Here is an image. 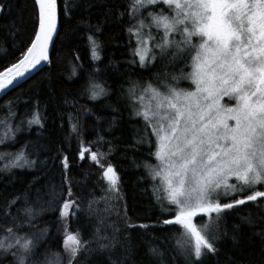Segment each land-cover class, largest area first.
<instances>
[{"label":"snow or ice","instance_id":"snow-or-ice-1","mask_svg":"<svg viewBox=\"0 0 264 264\" xmlns=\"http://www.w3.org/2000/svg\"><path fill=\"white\" fill-rule=\"evenodd\" d=\"M73 7L77 5L65 0V17ZM111 7L120 9V19L127 25L130 63L140 68L158 58L173 67L183 63L179 74L162 72L155 83L129 81L127 92L133 115L144 124L137 143L153 149L150 155L156 163L145 167L160 182L154 185L155 198L162 211L173 213L163 224L177 226L172 258L165 262L166 251L152 247L149 264H172L177 257L183 258V264L213 260L220 264L221 242L226 238L232 242V253L223 264H264V0H123L122 4L118 0ZM6 10L10 0H0V15ZM59 18L57 0H33L30 44L18 60L0 69V93L19 86L41 61L49 60ZM88 40L92 59L100 60V44L92 34ZM84 91L93 101L107 95L91 79ZM15 117L10 109L8 118L0 120V144L16 141L21 127L9 122ZM43 119L37 107L27 124L43 128ZM73 135L79 159L101 169L107 185L102 198L119 200L120 176L107 161L110 151L92 147L104 137L85 141L79 117L73 121L69 114L68 138ZM24 148L0 153V159L7 161L0 171L34 165ZM61 164L63 184L68 187L61 185L57 191L53 186L50 195L59 196L57 230L62 233V250L41 252L40 241L48 230L32 231L38 212L27 197L13 196L0 208V264H82L93 251L107 253L108 264H134L137 253L115 235H104L106 229L97 226L94 239L71 230L81 204L67 176L69 157L62 156ZM247 204L256 213L242 217L229 234L223 214ZM88 207L91 211L92 204ZM197 217L206 219L198 224ZM118 250L120 255L114 256Z\"/></svg>","mask_w":264,"mask_h":264},{"label":"trees","instance_id":"trees-1","mask_svg":"<svg viewBox=\"0 0 264 264\" xmlns=\"http://www.w3.org/2000/svg\"><path fill=\"white\" fill-rule=\"evenodd\" d=\"M57 2L60 9L59 32L47 66L0 101V120L8 118L11 109L16 117L9 122L21 127L15 142L9 140L0 144V153H16L26 145L24 151L28 160L36 162L31 167L0 171V208L13 196L27 197L29 205L38 212L33 221L37 227L32 231L48 230L40 241L41 252L62 250L63 237L57 230L59 196L53 199L50 194L53 186L57 191L61 185L65 189L68 187L63 184L65 171L61 164V157L68 156L70 168L67 176L71 180L74 198L81 204V210L71 220V230L79 229L84 239H94L93 233L99 226L106 229L104 235H115L137 253L134 264H149L153 259L149 255L152 247L166 251L167 262L173 256L177 226L163 224V219L171 218L173 213L162 211L155 198L156 180L149 176L145 167L156 163L150 155L153 149L148 143H137L143 134L144 124L133 115L127 92L129 81L155 83L157 75L162 72L179 74L183 63L178 62L173 67L160 62L159 58L147 68L130 63L133 57L127 48L128 39L124 31L127 25L120 19V9L111 7L118 0H68L69 4L75 3L77 7H73L67 17L63 14L65 0ZM119 3L122 4L123 0ZM33 27V0H10V10L0 15V69L21 57L22 51L30 44ZM97 28L100 30L96 31ZM90 34L100 44L98 61L91 57ZM90 79L104 87L107 95L95 101L89 99L84 89ZM181 83L183 86L186 82ZM37 107L44 117L43 128L27 124ZM69 114L73 121L79 117L85 141H96L98 135L104 137L99 145L93 143L92 147L103 153L110 151L107 161L121 175L119 200L106 202L102 198L107 195L103 191L107 185L101 179V169L88 159H79L76 137L68 138ZM6 162L0 159V169ZM89 203L92 204L91 211ZM249 213H256L252 204L223 214L229 234L233 226ZM205 219L197 217L196 222L199 224ZM129 223L137 227H128ZM140 224L149 227L140 228ZM114 229L119 231L114 232ZM221 249L219 260L223 264L232 253L231 240L224 239ZM113 255L119 256L120 250ZM256 255L259 256L258 245ZM82 264H108V254L93 251L86 255ZM172 264H183V258L177 257ZM209 264H216V261Z\"/></svg>","mask_w":264,"mask_h":264},{"label":"water","instance_id":"water-1","mask_svg":"<svg viewBox=\"0 0 264 264\" xmlns=\"http://www.w3.org/2000/svg\"><path fill=\"white\" fill-rule=\"evenodd\" d=\"M58 32H59V22H58ZM57 35H58V34H57ZM57 35H54V37H53V42H52V44H50V46H49V59H50L51 50H52V47H53V44H54V42H55V40H56ZM48 62H49V60H48V61H41V63H40L39 65H37V67H36L35 69H33V70L31 71V73L27 75L26 78L21 79L19 86L14 87V88H13V87H10L8 90H6V92L0 93V101H1L4 97H6L9 93H11L12 91L18 89L20 86H22V85H24L26 82H28L32 77H34V76L37 75L40 71H42V70L47 66Z\"/></svg>","mask_w":264,"mask_h":264},{"label":"rangeland","instance_id":"rangeland-1","mask_svg":"<svg viewBox=\"0 0 264 264\" xmlns=\"http://www.w3.org/2000/svg\"><path fill=\"white\" fill-rule=\"evenodd\" d=\"M142 121V120H141ZM150 131V130H149ZM160 182L159 180H156V185H158ZM166 203V202H165ZM166 213H169V212H166Z\"/></svg>","mask_w":264,"mask_h":264},{"label":"bare ground","instance_id":"bare-ground-1","mask_svg":"<svg viewBox=\"0 0 264 264\" xmlns=\"http://www.w3.org/2000/svg\"><path fill=\"white\" fill-rule=\"evenodd\" d=\"M27 83V82H26ZM13 125V124H12ZM121 176V175H120ZM50 219V218H49ZM72 229V228H71Z\"/></svg>","mask_w":264,"mask_h":264}]
</instances>
